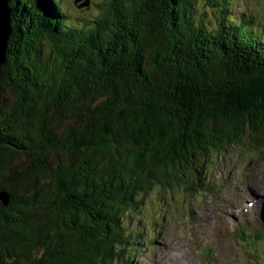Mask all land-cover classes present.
Returning a JSON list of instances; mask_svg holds the SVG:
<instances>
[{
  "label": "trees",
  "instance_id": "16d2710c",
  "mask_svg": "<svg viewBox=\"0 0 264 264\" xmlns=\"http://www.w3.org/2000/svg\"><path fill=\"white\" fill-rule=\"evenodd\" d=\"M234 1L10 0L0 264H124L155 185L194 187L230 148L264 157V21Z\"/></svg>",
  "mask_w": 264,
  "mask_h": 264
},
{
  "label": "rangeland",
  "instance_id": "374dc122",
  "mask_svg": "<svg viewBox=\"0 0 264 264\" xmlns=\"http://www.w3.org/2000/svg\"><path fill=\"white\" fill-rule=\"evenodd\" d=\"M63 1L79 16L96 0ZM234 2L236 14L249 11L264 21V0ZM203 168L205 179L194 187L186 180L150 190L140 214L129 222L144 230L138 256L124 264H260V246L248 253L237 237L261 226L264 242V157L256 150L230 148L209 157Z\"/></svg>",
  "mask_w": 264,
  "mask_h": 264
},
{
  "label": "water",
  "instance_id": "95a60500",
  "mask_svg": "<svg viewBox=\"0 0 264 264\" xmlns=\"http://www.w3.org/2000/svg\"><path fill=\"white\" fill-rule=\"evenodd\" d=\"M13 9L10 0H0V80L2 78V68L8 57L9 40L13 31ZM0 199L7 204L9 195L2 193Z\"/></svg>",
  "mask_w": 264,
  "mask_h": 264
},
{
  "label": "bare ground",
  "instance_id": "6f19581e",
  "mask_svg": "<svg viewBox=\"0 0 264 264\" xmlns=\"http://www.w3.org/2000/svg\"><path fill=\"white\" fill-rule=\"evenodd\" d=\"M164 205V204H163ZM222 244H224V243H222ZM225 245V244H224Z\"/></svg>",
  "mask_w": 264,
  "mask_h": 264
}]
</instances>
